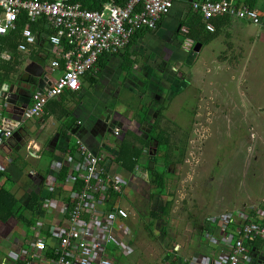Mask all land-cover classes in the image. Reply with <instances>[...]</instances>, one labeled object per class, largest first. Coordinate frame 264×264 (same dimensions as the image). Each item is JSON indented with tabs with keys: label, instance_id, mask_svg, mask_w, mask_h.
<instances>
[{
	"label": "built area",
	"instance_id": "2783aa9c",
	"mask_svg": "<svg viewBox=\"0 0 264 264\" xmlns=\"http://www.w3.org/2000/svg\"><path fill=\"white\" fill-rule=\"evenodd\" d=\"M175 1L127 0L123 5L108 2L101 9L92 10L73 0H0V61L12 56L11 50L2 47L1 37L16 29L20 16L25 18L26 25L17 51H27L28 46L36 43L29 24L43 22L51 31L49 43L59 50L63 60L61 75L45 89L30 95V104L21 111L23 122L39 117L48 99L65 90H79L82 76L94 72L101 56L120 51L136 28H155L156 21L168 14ZM190 6L202 15L208 31L214 29L209 19L222 14L264 29V13L236 4L235 0H194ZM50 65L55 69L60 63L55 59ZM12 124H0V147L21 125ZM113 133L119 136L120 130L114 129ZM75 148L77 158L67 154L51 166L56 175L68 166L62 190H55L56 177L45 178L46 194L41 209L31 213L34 222L27 225L31 235L17 251H8L0 264H116L115 252L123 256L133 252L125 237L128 230L124 222L129 219V211L116 198L123 186L130 187L138 177L145 179L146 169L136 165L131 177L112 174L103 165L104 155L93 152L81 139L76 140ZM3 171L4 165L0 163V173ZM250 214L248 210H226L209 217L216 232L208 239L224 254L219 262H205L204 257H193L192 261L198 264L250 262L245 241L256 238L264 241V210L256 211V219ZM110 243L111 251L107 249Z\"/></svg>",
	"mask_w": 264,
	"mask_h": 264
},
{
	"label": "rangeland",
	"instance_id": "374dc122",
	"mask_svg": "<svg viewBox=\"0 0 264 264\" xmlns=\"http://www.w3.org/2000/svg\"><path fill=\"white\" fill-rule=\"evenodd\" d=\"M245 27L251 35L264 32L253 24L247 23ZM146 40L148 44L144 46L150 47L158 58L164 59L171 53L162 47L155 50L159 42L156 36L150 35ZM228 41L230 39L226 38L224 33L220 34L216 39L199 47L195 53L197 57L190 61L189 66L181 65L179 68L188 82L186 86H189L180 97L168 102L165 113L169 121L161 124L159 130L170 134V140L161 146L163 151L168 147L170 155L174 156L175 149L185 146V153L183 162L170 163L167 167L171 173H166V188H162L164 195L150 199L152 193L158 192V188L138 177L136 183H130V187L123 186L122 192L116 198V201H120L129 211L128 223H131V228L129 227L128 232L132 233L131 229L134 231L135 239L133 238L134 242L131 244L135 246V250L138 249L136 245L140 248H151L153 253L163 248L162 242L156 237V234L160 233L159 226H155V221L148 215L150 207L157 208L156 202L172 200L169 214L163 218L168 221V233L173 235L186 231V227L192 229L193 221L199 223L205 217L216 216L226 210L247 211L251 206H257L264 201V40H255L254 45H249L252 47L249 50L245 46L248 56L244 57L247 55L245 52L243 59L240 58L237 47L235 50L236 43H232L231 49L227 45ZM185 43L184 48L188 51L190 45L187 43H190V40ZM233 53L236 55L234 59L231 58ZM187 54L181 52L184 61H188ZM113 84L116 83L108 86L110 91ZM117 86L115 113L122 111L125 105L136 107L139 104L136 95L130 96ZM108 89L104 88L106 91ZM156 134H160V131ZM118 137L114 134L111 136L107 131L103 138L107 142L106 146L114 147ZM100 148L102 152L110 153L105 145ZM24 150L25 148H22V151L14 156L17 164L22 165L18 158ZM25 160L28 166H34L44 174L47 173L49 157L43 156L38 160L28 157ZM156 161L163 163L162 157H156ZM137 164L139 169L150 165L160 172L163 171L162 164L155 166L154 161H143V157ZM118 168L119 165L113 162L110 172L120 173L124 177L132 176L131 172ZM2 173H5L3 178L12 175L14 183L15 180L21 182L19 194L24 201L32 188L31 185H42L41 189L45 185V178H42L43 174L40 172L32 178L20 177L15 168L11 172L7 170ZM41 206L40 201L37 208L41 209ZM149 221L155 226L153 229H156V234H149L146 228ZM4 225L10 235V246L21 240L23 242L31 235L22 219L17 221L12 218ZM128 235L125 237L130 236ZM111 247L112 243L107 249L111 251ZM147 261L150 263L149 257ZM120 262L134 264L135 261L132 257L122 256Z\"/></svg>",
	"mask_w": 264,
	"mask_h": 264
},
{
	"label": "crops",
	"instance_id": "0c3cea01",
	"mask_svg": "<svg viewBox=\"0 0 264 264\" xmlns=\"http://www.w3.org/2000/svg\"><path fill=\"white\" fill-rule=\"evenodd\" d=\"M92 1L94 3L98 0ZM108 2L112 1L110 0L103 2L102 6ZM191 2L192 1L189 0H176L173 3L169 13L161 17L157 27L153 30L146 31L144 34L138 37L125 54L119 53L115 55L110 54L107 57L102 56V58H100L96 64L94 72L82 76L79 90H65L61 94L48 99L44 105L43 112L39 117L28 119L23 122L21 119V111L22 108H25L30 104V98L28 100L26 97H24L23 94H21L22 92L19 87H25L28 89V91L32 89L30 92L32 94L37 90H43L47 86L51 85L63 72V60L59 57V50L52 46L48 41V36L51 32L49 26L46 24L45 31L40 34L38 31H34V29H32V27L29 25L32 32L36 35V43L28 46L27 51H18L17 53L18 59H16L14 62H19L18 68L20 71H22L19 74V79L14 82V76L18 73L17 72L13 77L11 76L9 80L4 81L0 86V124L12 126L13 122H19L21 123L19 128L22 127V129L18 132L19 134L17 135L18 140L15 141L14 144L9 145V143H6L0 147V163L4 165V170L11 172L15 168L18 170L20 177L24 176L32 178V176L38 172L43 174L42 178H47L50 176L56 177V172L52 171L50 168L51 165H53L55 162L63 160V156H66L67 154L77 158L78 152H76L74 140L81 139L93 152L104 155L103 165L108 172H110V167L113 162L119 165V170L128 172L122 166L121 162L116 158L117 145L119 144V141L124 133L123 127L126 126V128H128L129 125H131V127H135L133 124H136L135 122L139 121L143 122V124H151L152 121L150 118L147 119L144 117L146 110L144 107H141L137 111V107L135 108L131 104L125 105V107L122 108V111L118 112L117 110L118 113H115L116 101L114 99H117L118 97V93L116 94L115 90L118 87L117 85H119V90L125 91L130 96L132 94L136 95L139 100L138 102H140L141 97L139 98V95L140 93L145 92L138 87V82L136 80L141 79L142 74L145 73V71L142 70L144 64L141 63L140 58L143 57V52H145L147 49L144 46V44H148L146 39L152 35L156 36L160 42H166L165 38L171 37V33L175 28L183 36V32H186L184 22L188 20L190 13L193 12L190 6ZM252 2V8L256 9L260 13H264V0H253ZM236 3L249 6L244 0H237ZM19 20L20 17L18 21ZM25 25L26 23L24 26ZM246 25L247 23L244 21L232 20V22L228 25L229 27L226 26L223 29L225 37L230 39L227 45L230 47L232 46V43H236L235 50L237 47V50L240 51L239 56L241 59L248 56L246 48L247 50L252 48L249 47V45H254L256 43L255 40H264V32L261 34L260 32H256L254 35H251L250 31H248V28L245 27ZM22 28L19 31V41L22 39ZM180 34L177 36V39L181 41L180 53L183 52L187 54L184 45H186L185 42L189 41L190 39H182ZM5 38L6 37H1V44L2 40ZM249 38L251 39L249 40ZM232 39L234 40L232 41ZM187 44L191 45L192 40H190V43ZM165 45L167 46V43H165ZM168 45L171 46L170 43H168ZM168 49L171 50L169 47ZM170 52L173 53L174 50L172 49ZM245 52L247 53L246 56H244L246 54ZM235 56L236 55L233 53L231 58L234 59ZM9 59L10 58L7 57L2 58L0 64L6 63V61ZM55 59L59 61L60 66L58 68L52 69L50 63ZM28 60H31V62ZM130 61L132 62L131 64H129ZM33 63H36L42 67L43 73H41L40 76L32 75L25 71V67ZM166 67L170 70L171 79L176 80L177 77L175 75L177 71L174 69L173 65H171V63H167ZM120 77H122V79H120ZM184 79L181 82V86H179L171 94V100H168L169 102L180 97L181 94L185 92V89L188 88L189 85L186 86L187 81ZM145 82L146 81L141 80V84H144ZM112 83L116 84H113V88L110 91L108 86H110V84L112 85ZM5 84L7 86L13 85L19 88V94L12 98L13 102H9L8 99L4 98L5 94L8 95L9 98L11 96L9 90H5L3 87ZM104 88H107L108 90L106 91ZM26 99L27 101H25ZM140 104L143 105L142 102H140ZM106 115H108V120L106 119ZM160 117L161 116L157 114L155 116L156 121H159ZM114 129L120 130L118 141L116 138L114 139L117 141V144H115L114 147L112 145L106 146L107 142H105L103 137L107 131H109L111 136H113ZM16 130H18V128ZM128 131L130 132V130ZM23 141L24 144L19 147L20 142L22 143ZM108 144L111 143L108 142ZM104 145L105 147H108L110 153H106L105 151L102 152L100 147H104ZM22 148H25V150L21 154L20 158H18L22 161L21 165L17 164L16 160L14 161L13 158L14 156L16 157L18 152L22 151ZM43 156L50 158L48 162V170L45 174L34 166H28L26 163L27 160H25L28 157L38 160ZM7 158H11V161L8 162ZM110 173L121 175L120 173H114L113 171ZM2 174L0 175V188H7L11 193H14L19 201L22 202L23 197L21 198V194H19V190L21 188L19 183L21 182H18L14 179L16 182L14 183L12 175H8L7 178H3ZM62 182L63 180L55 181L56 192L62 190V186L64 184V182ZM31 187V191L34 190L35 192H40L41 196L46 194V185H44L42 189V185L40 187L37 185H31ZM153 194L154 197H161L164 195L163 193L157 195V192ZM164 202L165 200H162V204H164ZM155 204L160 203L156 202ZM254 207L256 211L261 210L258 206ZM136 214L137 213H135V215ZM26 217L31 218V214ZM163 217H165L163 213H161L160 217L158 218L152 217V220L155 221V226H159L160 233H158V235L154 232L156 229H153L155 226L152 224V222L149 221L147 223V225L149 224V226L152 227L151 229L153 234L155 233L156 237L162 242L163 248L160 251L153 253L151 248H140V246L137 247L136 245V248L138 249L135 250V246H132L134 252H132L129 256H126V258H134V264H198L192 261L193 257L199 259L204 257L205 262L212 260L219 262V260L222 258L224 253L220 252L217 246L210 243L208 239L209 235L216 232V229L212 228L211 224H209V216L207 218H203L199 223L193 221L191 224L192 229L186 227V231H182L179 233L180 235L178 233H174L173 235L168 233V230L166 229L168 221ZM10 219H12V217L4 222H0V261L6 257V253L8 251H17L19 246L29 238L28 236L23 240V242L21 240L14 246H10L8 242L10 235H8V231L4 229V224H6V222H8ZM14 219L18 221V219ZM128 221L129 219L124 222L127 230H129V227L131 228V223L129 224ZM162 228L165 229V233L161 232ZM131 232L132 233L130 234L128 232L130 236L128 235L129 237H126L129 244L134 242L133 238L135 237L133 236V229H131ZM2 243H4V245H2ZM250 250V262L244 264H264V241L260 243L258 250H256L255 247H251ZM122 256L123 255L120 253L115 252V257L117 259L119 257L121 258ZM148 257L150 263L147 261ZM120 258L116 261V264H121Z\"/></svg>",
	"mask_w": 264,
	"mask_h": 264
},
{
	"label": "trees",
	"instance_id": "16d2710c",
	"mask_svg": "<svg viewBox=\"0 0 264 264\" xmlns=\"http://www.w3.org/2000/svg\"><path fill=\"white\" fill-rule=\"evenodd\" d=\"M74 2H77L80 4L81 7L86 9H92V10H98L101 9L102 3L110 0H98L97 2H94L92 0H73ZM112 2L123 5L127 0H111ZM237 0H235L236 3ZM246 4H248L250 7H253V0H244ZM238 4V3H236ZM192 10V9H191ZM193 11V10H192ZM169 13V12H168ZM161 17L159 18V20ZM159 20L156 21V27L158 25ZM232 20H239L236 18H233L232 16L228 14H222L215 17H212L209 19V22L213 24L214 29L213 31H208L205 28L206 22L203 20L202 15L199 12H191L190 16L187 21L184 22V26L186 28V32H183V38H188L192 40V45L188 49L186 53L190 54L192 53V56L195 55V52L191 50V47L195 43H200L202 46L209 43L210 41L216 39L220 34L224 33V28L228 26ZM242 21V20H241ZM245 22V21H244ZM26 23V20L23 16H20V20L17 21L16 29L13 31H10L6 36L5 39L2 40V47L8 48L12 52V56L9 60L6 61L4 64H0V86L1 84L9 80L10 77L14 76V82L19 79V74L22 72L19 70V62H14L16 59H18V51L16 49L17 43L19 41V31ZM247 23V22H246ZM34 31H38V33H42L45 31L46 23H31L29 24ZM155 27V28H156ZM155 28H148V27H138L136 28L133 33L130 35L129 41L126 45L123 46V48L115 53H112L111 55L115 54H125L128 49L131 47V45L137 40L138 37H140L142 34H144L146 31L153 30ZM181 39V40H182ZM6 40V41H5ZM4 41V46H3ZM6 42V43H5ZM230 45V43H229ZM110 54H104L103 56H109ZM102 58V56L100 57ZM99 58V59H100ZM99 61V60H98ZM132 62L130 61L129 64ZM161 116V114H160ZM160 134H156L157 131H152L153 139L157 141L158 148L156 149V152L154 153V160L151 159V161H155V155H159V157H162L163 160V171H158L154 169V167L150 166L146 167L147 170V177L143 180L145 182H148V184H153L154 187L158 188L157 195L162 194L163 189L166 188V173L170 174L171 171L167 170V167L171 165L170 163H181L184 159V153H185V146L180 147L178 150L175 149L176 155L171 156L167 149L162 150V147L164 142H168L170 140V134L162 133L161 130ZM120 135V134H119ZM148 146V141L144 140L141 137L135 136L134 133L131 131L125 133V135L120 139L119 144L117 145V160H119L122 164V166L128 171L132 172L134 167L138 165L137 163L142 159L143 161L147 160V157L149 156V151H146V147ZM174 147L176 145H173ZM176 156V157H175ZM179 157V158H177ZM14 160V158H13ZM68 173L67 167H62L60 171L57 173L56 178L58 180H65ZM2 172L0 173V175ZM3 175V174H2ZM150 182V183H149ZM79 184L77 183V186ZM134 191V189H132ZM27 198L24 200L19 201V199L14 195V193H11L7 188H0V222H4L9 218H16V219H22L25 221V223L32 224L34 221L29 216L31 213H33L37 209V204L42 201L43 195L41 196L40 192H35L34 190H30L28 192ZM153 193L149 197L150 199L153 198ZM113 198H115L113 196ZM117 202V201H116ZM134 203V202H132ZM172 200H166L164 204L162 202L160 204H157V208L155 210L152 208L148 209V215L150 217L158 218L160 217L161 213L164 215L169 214V210L172 206ZM260 209L264 210V201L260 202L259 205H257ZM138 207H136V212H138ZM158 210V211H156ZM250 217L256 219V209L254 206H251L250 209ZM32 215V214H31ZM141 215V213L139 214ZM144 215V214H143ZM212 228L214 227V224L210 223ZM146 228L149 231L150 235H153V231L150 228L149 224H146ZM161 232L165 233V229L162 228ZM260 243H262V240L259 238H256L251 241H245V245L248 248V250L251 249V247H255L256 250L259 249ZM131 246H133L130 243ZM251 251V250H250ZM120 258V257H119ZM118 258V259H119Z\"/></svg>",
	"mask_w": 264,
	"mask_h": 264
},
{
	"label": "flooded vegetation",
	"instance_id": "af4514ba",
	"mask_svg": "<svg viewBox=\"0 0 264 264\" xmlns=\"http://www.w3.org/2000/svg\"><path fill=\"white\" fill-rule=\"evenodd\" d=\"M171 37H166V42H157L155 46V50L158 49L159 47H162L163 49H166L168 52L174 50L173 53L168 54L164 59L158 58L157 55H155L152 52V49L148 47L145 52H143V57L140 58L141 63H143V71L145 73L142 74V78L136 80L138 83V87L144 90L145 93H140L139 98L140 102L143 103L139 104L136 106L137 111L141 108L144 107L145 114L144 117L147 119H151L152 123L151 124H143V122H135L136 124L135 127H131L129 125L128 128L126 126L123 127V135L127 132V130H130L132 133H134L135 136L141 137L144 140L148 141V146L146 147V150L149 151V156L147 157V160L151 162V159L154 160V153L156 152L157 149V141L154 140L152 136V131H158L161 128V124H165L169 120H167L166 116V110H167V104L171 100V94L176 90L179 86H181V82L185 78L183 75L184 73L179 70L181 65H188L192 59L195 58V55L192 56V53L187 54V59L188 61H184L182 58V55L179 51H181V41L178 40L177 36L180 34L177 29L175 28L173 32L171 33ZM167 43V46L165 45ZM168 43L171 44V46L168 45ZM193 46L191 47L192 50ZM183 51V49H182ZM185 54V53H184ZM167 63H171L173 65L174 69H176V80L171 79L170 77V70L169 68L166 67ZM141 69V68H140ZM186 79V78H185ZM184 79V80H185ZM141 80L146 81L144 84H141ZM188 83V82H187ZM24 86V85H23ZM21 89V92L24 97H26L28 100L31 95V90L28 91L27 88L19 87ZM18 88V91H19ZM23 88V90H22ZM27 99L25 101H27ZM169 100V101H168ZM24 101V102H25ZM135 107V108H136ZM143 109V111H144ZM160 115L161 117L159 118V121H156L155 116ZM154 150L152 153L151 151ZM156 157H159V155H155V161L154 164L156 166L163 164L161 162L156 161ZM149 167V166H148ZM154 167V166H152ZM144 169H146L144 167Z\"/></svg>",
	"mask_w": 264,
	"mask_h": 264
},
{
	"label": "water",
	"instance_id": "95a60500",
	"mask_svg": "<svg viewBox=\"0 0 264 264\" xmlns=\"http://www.w3.org/2000/svg\"><path fill=\"white\" fill-rule=\"evenodd\" d=\"M189 1H194V0H189ZM201 46V44L200 43H195L194 45H193V48H192V50L195 52V53H197V51L199 50V47ZM25 71L27 72V73H29V74H32V75H36V76H40L41 75V73H43L42 72V67L41 66H39L38 64H36V63H33V64H29L28 66H26L25 67ZM4 88H5V90H9V93L11 94V96H10V98H9V96L8 95H4V98H6V99H8V101L9 102H13V97H16L18 94H19V92H18V88L17 87H15V86H13V85H4L3 86ZM22 94V93H21ZM108 116V115H107ZM106 116V119L108 120V117ZM22 129V127H20V128H18V130H15L14 132H13V135L7 140V143H9V145L11 144H14L15 143V141H17L18 139H17V135L19 134L18 132H19V130H21ZM21 141V140H20ZM24 144V141L21 143L20 142V144H19V147L21 146V145H23ZM154 150H152L151 151V153L153 152Z\"/></svg>",
	"mask_w": 264,
	"mask_h": 264
},
{
	"label": "clouds",
	"instance_id": "9594fccd",
	"mask_svg": "<svg viewBox=\"0 0 264 264\" xmlns=\"http://www.w3.org/2000/svg\"><path fill=\"white\" fill-rule=\"evenodd\" d=\"M263 30H264V29H263ZM191 45H192V44H191ZM191 45H190V46H191ZM190 46H189V47H190ZM146 171H147V170H146Z\"/></svg>",
	"mask_w": 264,
	"mask_h": 264
}]
</instances>
